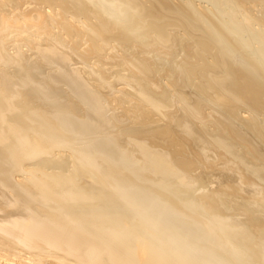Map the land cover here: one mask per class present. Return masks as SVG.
<instances>
[{
  "label": "bare ground",
  "instance_id": "obj_1",
  "mask_svg": "<svg viewBox=\"0 0 264 264\" xmlns=\"http://www.w3.org/2000/svg\"><path fill=\"white\" fill-rule=\"evenodd\" d=\"M0 264H264V0H0Z\"/></svg>",
  "mask_w": 264,
  "mask_h": 264
}]
</instances>
